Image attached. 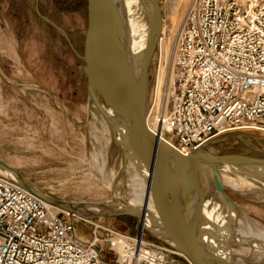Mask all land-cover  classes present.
I'll return each mask as SVG.
<instances>
[{"label": "rangeland", "instance_id": "374dc122", "mask_svg": "<svg viewBox=\"0 0 264 264\" xmlns=\"http://www.w3.org/2000/svg\"><path fill=\"white\" fill-rule=\"evenodd\" d=\"M157 1L162 17L159 34L165 41L177 27L186 0L179 1L174 25L170 15L178 0ZM36 7L65 32L68 40L39 18ZM86 17V0H0V159L41 193L74 205L107 204L112 199V190L102 187L98 179L102 173L96 164L102 159H106L109 175L116 172L115 178L122 182L123 199L129 197L131 187L129 173L119 170L122 155L113 137L106 145L108 134L101 131L102 119L87 95L84 63L73 52L82 55ZM158 66L156 47L148 67L146 108L156 91ZM156 99L155 92L154 102ZM205 147L212 154L264 158V133L228 132ZM225 190L234 208L224 207L234 223L263 239V189ZM88 219L129 235L140 229L138 219L127 214ZM90 230L89 224L78 220L79 236L89 239ZM148 230L143 229L146 240L167 243ZM175 259L176 264H188L181 256Z\"/></svg>", "mask_w": 264, "mask_h": 264}, {"label": "built area", "instance_id": "2783aa9c", "mask_svg": "<svg viewBox=\"0 0 264 264\" xmlns=\"http://www.w3.org/2000/svg\"><path fill=\"white\" fill-rule=\"evenodd\" d=\"M163 41L159 34L164 82L145 111L150 133L181 155L228 132L264 133V0H186L166 52ZM175 256L191 264L141 228L129 235L48 205L0 174V264H176Z\"/></svg>", "mask_w": 264, "mask_h": 264}, {"label": "water", "instance_id": "95a60500", "mask_svg": "<svg viewBox=\"0 0 264 264\" xmlns=\"http://www.w3.org/2000/svg\"><path fill=\"white\" fill-rule=\"evenodd\" d=\"M140 3L145 8L147 27L139 44L133 45L114 0H86L82 55L72 50L84 63L88 98L111 129L122 159L129 152L131 159L146 171V184L157 202L164 236L192 264H229L228 256L221 247L218 250L208 240L205 229L216 235V227L206 224L204 210L207 211L208 206L214 203L219 205V210H223L224 204L234 208L225 188L217 182V174L224 170L230 174L251 170L261 171L264 177V158L242 154H209L200 150L181 155L146 129L144 116L148 67L160 33L162 17L157 0H140ZM35 9L41 20L68 40L61 28L41 15L37 7ZM0 168L11 174L14 180L9 174L0 172L2 175L44 202L76 213L63 207V204L70 205L68 203L54 200L43 193V196L36 194L34 187L1 159ZM101 206L98 211L77 215L91 218L127 214L136 217L140 228L146 229L142 212H117V207L112 211L105 205Z\"/></svg>", "mask_w": 264, "mask_h": 264}, {"label": "bare ground", "instance_id": "6f19581e", "mask_svg": "<svg viewBox=\"0 0 264 264\" xmlns=\"http://www.w3.org/2000/svg\"><path fill=\"white\" fill-rule=\"evenodd\" d=\"M114 1L120 13L121 19L124 21L127 27V31L130 35V40L132 44L138 45L142 39V36L145 34L147 27L146 12L144 6L140 3V0H114ZM179 1L180 0L175 1V4L171 9L170 19L173 25L177 22V18L179 16L178 14ZM183 8L185 9V7ZM181 18L182 16L180 17V19ZM169 33L170 32L168 31V34ZM170 36L168 35L166 40L162 42V46L165 52L168 50ZM166 55L164 54V59ZM162 61L163 59L160 60L158 71L156 74L155 87H156L157 98L158 95L160 94V86L164 82V67ZM89 101L91 102L94 109L102 119V120L99 119L101 123V131H105L108 134V137L106 139V145H107V143L110 142L111 137H114L113 133L111 129L108 127V124L104 121V119L100 115L93 101L91 99H89ZM158 102H159V98H158ZM144 120H145V116H144ZM114 144L115 146H117V149L120 151L119 145H117L116 142ZM207 144H209V142ZM207 144L205 146H207ZM205 146L200 151L203 153L212 154L210 151L206 149ZM96 155L98 154L94 153L93 157L96 158L97 157ZM98 162H97L98 164H96L98 167V171L102 173V176L99 177L98 179H100L99 181L103 185L102 187L105 186L108 189L112 190V199L110 201L107 200L108 201L107 204L102 202H87L84 204L81 203L82 205H74L75 203H71L70 205L63 204V207H68L70 209L75 210L76 214H81V213L87 214L88 211L89 212L98 211L101 209L102 207L101 205H105L107 208H110L112 211L114 207H117L116 208L117 212L123 210H131L138 213L142 212L144 214L143 226L147 230L149 229V231H151L157 237H160L161 239L165 240L172 247H175V244L169 238L165 237L163 234V230L160 224V215L157 212V206H158L157 202L155 200L152 190L146 184V171L144 169H141L138 163L134 162V160L131 159L129 152L125 154L123 159L121 158V165L119 166V170L129 173V178L127 182H129L128 184L131 187L128 193L129 197L128 198L125 197V199H123L122 196L123 194L120 191L121 189L120 185H122L120 184L121 181H119V178L117 177L115 178L116 172L115 173L113 172V174L109 175L110 170L107 169L108 166L106 165V159H102L101 161ZM226 170H228V166H226ZM0 172L1 173L3 172V174H9L7 173V171L1 168H0ZM8 176H10L13 179L11 174H9ZM216 180L225 189L229 188L233 191L246 190V189L248 191H251L255 187L261 188L264 191V177L262 176L261 171H251V170L243 171L239 173H234V176L230 177L229 173L224 170L221 171L219 174H217ZM33 190L36 194H41V196H43V194L36 188H33ZM46 204L51 205L47 202ZM222 209L223 210H219V205L214 203L213 205L208 206L207 211L204 210V213L206 215V224H208L209 227L210 225L216 227V231H215L216 235L211 234L209 229L207 228L205 229L208 240L211 243V245L213 247H218V250H220L219 247H221V249L224 251V254L228 256L229 264H264V237L263 239L258 238L254 236L252 233L240 229L236 223L234 222L232 223V221L234 220L232 219L231 216L228 215L224 205Z\"/></svg>", "mask_w": 264, "mask_h": 264}, {"label": "flooded vegetation", "instance_id": "af4514ba", "mask_svg": "<svg viewBox=\"0 0 264 264\" xmlns=\"http://www.w3.org/2000/svg\"><path fill=\"white\" fill-rule=\"evenodd\" d=\"M147 98H148V92H147Z\"/></svg>", "mask_w": 264, "mask_h": 264}]
</instances>
